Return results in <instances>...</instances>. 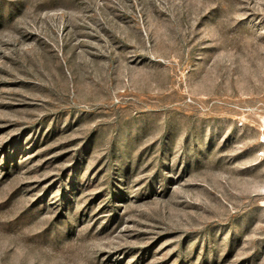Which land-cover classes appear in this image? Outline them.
<instances>
[{
	"label": "rangeland",
	"instance_id": "374dc122",
	"mask_svg": "<svg viewBox=\"0 0 264 264\" xmlns=\"http://www.w3.org/2000/svg\"><path fill=\"white\" fill-rule=\"evenodd\" d=\"M0 264H264V0H0Z\"/></svg>",
	"mask_w": 264,
	"mask_h": 264
}]
</instances>
